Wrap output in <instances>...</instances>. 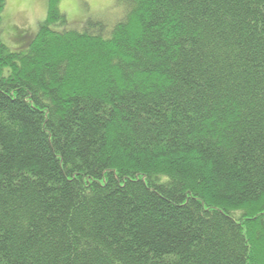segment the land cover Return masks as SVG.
<instances>
[{
    "label": "trees",
    "instance_id": "1",
    "mask_svg": "<svg viewBox=\"0 0 264 264\" xmlns=\"http://www.w3.org/2000/svg\"><path fill=\"white\" fill-rule=\"evenodd\" d=\"M118 1L0 39V264H264V0Z\"/></svg>",
    "mask_w": 264,
    "mask_h": 264
},
{
    "label": "rangeland",
    "instance_id": "2",
    "mask_svg": "<svg viewBox=\"0 0 264 264\" xmlns=\"http://www.w3.org/2000/svg\"><path fill=\"white\" fill-rule=\"evenodd\" d=\"M59 8L67 14L71 27L81 28L90 17L112 23L125 14V5L118 0H60ZM48 13V0H7L0 21V39L11 48L20 47L21 36L32 35Z\"/></svg>",
    "mask_w": 264,
    "mask_h": 264
}]
</instances>
